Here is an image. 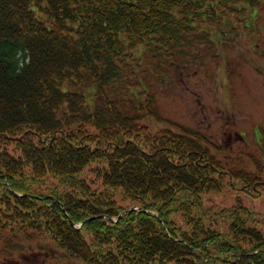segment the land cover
<instances>
[{
	"label": "trees",
	"instance_id": "1",
	"mask_svg": "<svg viewBox=\"0 0 264 264\" xmlns=\"http://www.w3.org/2000/svg\"><path fill=\"white\" fill-rule=\"evenodd\" d=\"M261 1L0 0V264H264V168L147 78Z\"/></svg>",
	"mask_w": 264,
	"mask_h": 264
},
{
	"label": "rangeland",
	"instance_id": "2",
	"mask_svg": "<svg viewBox=\"0 0 264 264\" xmlns=\"http://www.w3.org/2000/svg\"><path fill=\"white\" fill-rule=\"evenodd\" d=\"M239 27V37L224 44L220 41L213 47H201L186 67L169 68L167 74L156 75L163 78L160 81L154 75L147 78L157 85L152 91L169 121L193 125L219 146L229 143L248 166L255 161L261 169L264 168V0L258 9L248 11Z\"/></svg>",
	"mask_w": 264,
	"mask_h": 264
}]
</instances>
